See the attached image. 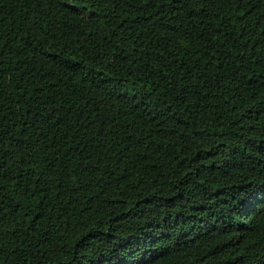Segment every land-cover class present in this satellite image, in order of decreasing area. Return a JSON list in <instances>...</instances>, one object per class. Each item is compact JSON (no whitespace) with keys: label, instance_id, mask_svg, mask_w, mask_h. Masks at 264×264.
<instances>
[{"label":"trees","instance_id":"obj_1","mask_svg":"<svg viewBox=\"0 0 264 264\" xmlns=\"http://www.w3.org/2000/svg\"><path fill=\"white\" fill-rule=\"evenodd\" d=\"M0 264H264V0H0Z\"/></svg>","mask_w":264,"mask_h":264}]
</instances>
